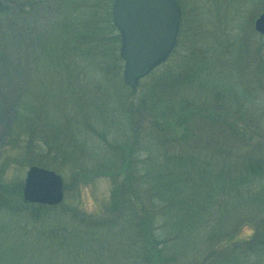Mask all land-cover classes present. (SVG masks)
Segmentation results:
<instances>
[{"label": "trees", "instance_id": "obj_1", "mask_svg": "<svg viewBox=\"0 0 264 264\" xmlns=\"http://www.w3.org/2000/svg\"><path fill=\"white\" fill-rule=\"evenodd\" d=\"M113 1L0 0V264H163L164 252L167 264H264L254 30L240 28L223 66L209 55L205 21L177 0V45L134 101ZM151 151L162 162L134 159ZM33 164L61 174L65 191L85 172L107 176L110 202L96 214L24 202L17 173ZM54 218L65 222L43 223ZM244 223L253 233L237 238Z\"/></svg>", "mask_w": 264, "mask_h": 264}, {"label": "water", "instance_id": "obj_2", "mask_svg": "<svg viewBox=\"0 0 264 264\" xmlns=\"http://www.w3.org/2000/svg\"><path fill=\"white\" fill-rule=\"evenodd\" d=\"M176 0H114L112 20L120 35L124 82L135 90L139 79L164 62L173 51L180 27ZM264 34V10L254 20ZM23 200L54 206L63 199V181L53 170L31 165L22 186Z\"/></svg>", "mask_w": 264, "mask_h": 264}, {"label": "rangeland", "instance_id": "obj_3", "mask_svg": "<svg viewBox=\"0 0 264 264\" xmlns=\"http://www.w3.org/2000/svg\"><path fill=\"white\" fill-rule=\"evenodd\" d=\"M186 7L188 12L199 13L202 19L205 21L207 28V44L210 51L209 55L217 57L220 61H217L218 64L223 63V66L227 64L230 57L233 55V51L237 45L240 28L245 26V23L250 24L251 29H253L254 19L252 16H257L262 9H254V6L260 0H181ZM264 2V0H262ZM254 12V13H252ZM255 16V17H256ZM251 45L253 47L259 46L262 48V55L264 56V36L254 33L253 38H250ZM211 64V60H210ZM226 67H224L225 69ZM219 69L221 67L219 66ZM221 77V76H220ZM226 80V74L223 76ZM219 82H222V79H217ZM148 80H142L137 87V90L134 92L133 100H139L146 92L143 90L145 83ZM262 98L259 101H255V104H251L249 107V114H253L264 109V91H261ZM249 106V105H248ZM112 131H122V125L115 123L112 127ZM107 136V138H110ZM131 144V141L128 140L127 146ZM108 145V144H107ZM127 154V151H125ZM141 156V157H140ZM134 159H140L141 163L144 159H149V161L162 162L164 157L159 154L157 151L151 153H144L142 155L134 157ZM149 166V164H147ZM148 168V167H147ZM26 168L20 170L17 175L21 177L22 184L25 176ZM87 176L85 179L80 182V184H68V189L65 191L64 201L66 206H76L79 210L84 211L87 214H96L101 213L103 207L110 202L112 182L111 179L107 176H100L93 178V172H85ZM60 221L57 218L54 219H45L43 223L49 225L58 224ZM252 224V223H251ZM250 223H244L242 229L237 234V238H247L252 235L253 227ZM11 237V236H10ZM3 250L10 252V242L6 240L3 245ZM50 251H54L51 249ZM60 253L56 254L59 256ZM173 257V256H172ZM167 262H170L169 255L164 252L162 257ZM159 264V262H158ZM162 264V263H160Z\"/></svg>", "mask_w": 264, "mask_h": 264}]
</instances>
